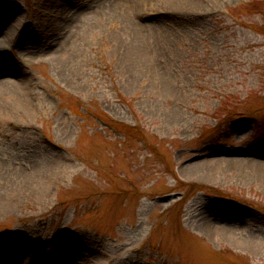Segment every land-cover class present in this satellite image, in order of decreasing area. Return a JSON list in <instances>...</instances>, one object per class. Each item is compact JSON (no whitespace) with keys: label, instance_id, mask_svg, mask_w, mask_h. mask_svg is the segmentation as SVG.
Returning a JSON list of instances; mask_svg holds the SVG:
<instances>
[{"label":"rangeland","instance_id":"1","mask_svg":"<svg viewBox=\"0 0 264 264\" xmlns=\"http://www.w3.org/2000/svg\"><path fill=\"white\" fill-rule=\"evenodd\" d=\"M192 1L0 0V65L33 96L0 122V264H264V223L240 235L255 251L193 227L201 202L264 221V180L179 171L210 145L264 151V0Z\"/></svg>","mask_w":264,"mask_h":264},{"label":"bare ground","instance_id":"2","mask_svg":"<svg viewBox=\"0 0 264 264\" xmlns=\"http://www.w3.org/2000/svg\"><path fill=\"white\" fill-rule=\"evenodd\" d=\"M134 3L127 4L130 8ZM137 4V3H136ZM142 7V6H141ZM197 7V3L192 0H152L147 10L158 12L163 11L169 14H178L192 12ZM135 13V12H134ZM139 33L141 34L140 30ZM144 50V48H142ZM146 50V49H145ZM146 54H142L145 58ZM141 57V56H140ZM146 59V58H145ZM4 65V64H3ZM154 66V65H153ZM159 74L158 68L155 66ZM25 74L17 68H11L0 65V122L9 121L15 114L23 111H29L32 105V92L28 86L18 87L16 81L24 83ZM26 83H30L25 79ZM14 82L16 84H14ZM175 92L168 89V95L174 97ZM169 126L180 125L177 120V113L171 112L169 115ZM214 145V144H213ZM39 170H34L32 175L26 179L25 187L33 190L36 195L47 194L48 187L39 177ZM181 175L188 178H197L209 182H216L223 178L225 173H235L237 176H244L253 181L264 180V151H255L251 149L229 148L224 144H218L202 150L190 153L183 164L179 167ZM214 202H201L194 211H199L198 217L193 227L195 231L207 238L210 242L227 241L232 247L241 250L255 251L263 246L262 242L252 240L257 238L253 233H249L247 239L240 238L241 233L248 229L247 222L264 223L263 219L255 215L248 209L240 206L231 207V214H222L216 217L209 209H215ZM225 205H218L217 209L225 210ZM5 208L4 203H0V210ZM248 231V230H247ZM221 236V237H220ZM25 239L20 240L24 243ZM72 264H85L81 259L72 260ZM48 264H63L58 257L51 258ZM41 264V262H39ZM69 264V263H65Z\"/></svg>","mask_w":264,"mask_h":264}]
</instances>
